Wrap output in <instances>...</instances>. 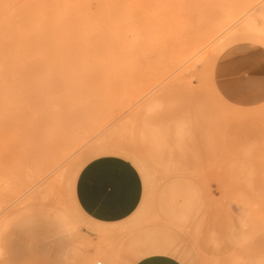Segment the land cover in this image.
<instances>
[{"label": "rangeland", "instance_id": "374dc122", "mask_svg": "<svg viewBox=\"0 0 264 264\" xmlns=\"http://www.w3.org/2000/svg\"><path fill=\"white\" fill-rule=\"evenodd\" d=\"M127 1L120 21L110 8L106 18L109 40L124 56L121 69L127 81L164 66L172 54L221 27L184 64L202 58L191 78L197 89L178 83L185 77L184 65L147 94H141L137 83L126 86L123 92L132 96L125 98L122 111L100 127L85 122L83 144L50 170L37 168V143L23 150L26 155L18 166L12 160L0 164V192L13 187L16 179L28 178L21 197L13 203L0 201V264H137L153 256L178 264H252L249 250L235 239L241 233L251 239L263 234L264 47L243 40L218 57L234 52L231 70L236 79L249 80L243 90L239 80L230 81L232 73L216 72L218 59L212 52L235 29L243 35L264 30V0H131L132 16L125 13ZM235 14V21H229ZM249 18L252 28H238ZM239 59L244 61L240 66ZM227 81L235 86L230 91L234 97L224 96L223 89H230ZM153 92L161 99L151 100ZM240 98L262 99L239 105ZM88 106L109 112L113 105L96 101L76 109ZM231 112L237 115L228 116ZM31 132L23 135L30 139ZM12 141L0 136V146ZM126 165L141 179L138 205L115 220L94 218L86 209L88 185L92 190L109 185ZM158 243L177 246L184 262L158 253L136 255L137 245ZM107 248L114 250L115 259H101L99 253ZM232 252L243 259L231 262Z\"/></svg>", "mask_w": 264, "mask_h": 264}, {"label": "bare ground", "instance_id": "6f19581e", "mask_svg": "<svg viewBox=\"0 0 264 264\" xmlns=\"http://www.w3.org/2000/svg\"><path fill=\"white\" fill-rule=\"evenodd\" d=\"M124 1L0 0V136L13 140L8 145L0 146V164L12 160L18 166L26 155L23 150L31 149L37 143V168L44 173L50 170L74 152L76 145L83 144L89 120L92 126L100 127L102 122L111 120L117 112L122 111L127 96H132L123 92L126 86L137 83L141 94H147L172 70L190 60L202 44L221 30L219 27L211 35L187 44L183 52L172 54L173 59L160 68L148 71L141 79L127 81L121 69L124 56L109 40L106 23L109 8L112 14L119 16L120 21ZM93 7L97 9L96 13H93ZM134 8L135 4L128 0L125 4L126 15L132 16ZM238 16L230 15L229 21L234 22ZM250 21V18L245 20L238 28H252L249 26L252 23ZM253 31L246 30L245 35L239 34L238 29L230 32L213 46L214 58L217 60L225 49L243 40L250 45L264 47V30ZM201 60V57H197L181 69L185 77L179 79L178 83L187 90L195 92L197 89L191 84V78L196 76L197 64ZM138 97H132L131 101ZM217 97L219 102L229 103L225 98ZM150 99L156 101L161 96L153 92ZM96 101H108L113 106L109 112L92 111L89 106L76 109L78 104L92 105ZM229 115L232 117L237 113L231 112ZM129 117L120 120L117 126L122 127ZM5 121H8V125H5ZM42 121L44 123L40 125ZM78 121L88 122L77 126ZM29 131L32 132L30 139H27L23 134ZM135 173L134 170L130 172L137 189L139 179ZM26 179H16L13 187L2 189L0 201L13 203L21 197L27 188ZM47 186L53 188L54 185L49 182ZM261 222L263 234L259 237L251 239L241 233L235 239L241 249L249 250L252 264H257V250L264 241V216ZM135 251L136 255L158 253L184 262L181 250L171 244L158 243L143 247L139 244ZM101 252V259H115L114 250L107 248ZM228 258L233 263L243 259L235 252ZM96 264L103 263L97 260Z\"/></svg>", "mask_w": 264, "mask_h": 264}, {"label": "crops", "instance_id": "0c3cea01", "mask_svg": "<svg viewBox=\"0 0 264 264\" xmlns=\"http://www.w3.org/2000/svg\"><path fill=\"white\" fill-rule=\"evenodd\" d=\"M233 53H227L223 55L217 61L216 72H228L232 73L231 82L236 83L237 80L240 81L239 89H245V85H249V80H240L239 78L236 79V74L231 70L232 66L235 65V57L231 56ZM244 63L243 60L239 59V66ZM235 68V67H234ZM233 68V69H234ZM232 71V72H231ZM218 73V72H217ZM218 78V75H217ZM230 77H227L229 79ZM227 81V82H230ZM228 83V87L230 89L224 90V96L234 97V95H230V91H235V86L232 83ZM221 83L218 82L217 86L220 88ZM224 84V83H223ZM260 97H262L260 95ZM263 98V97H262ZM262 98L257 100H244L240 98L237 102L239 105H245L251 102H259ZM130 165H126L124 168H121L119 174H117L113 180L110 181L109 185L105 186H97L94 190L91 189V184L88 185L87 195H85L86 201V209L94 218L101 220V221H111L129 214L139 203L140 196H141V179L137 172L131 167ZM131 170H134L136 175L139 179V187L136 189L135 185L132 181V176L130 174ZM84 185V184H83ZM84 189V188H83ZM84 194V191H83ZM98 217H96V214ZM257 264H264V241L260 244L257 255H256ZM137 264H178L174 260L166 256H153L149 258H145L138 262Z\"/></svg>", "mask_w": 264, "mask_h": 264}, {"label": "clouds", "instance_id": "9594fccd", "mask_svg": "<svg viewBox=\"0 0 264 264\" xmlns=\"http://www.w3.org/2000/svg\"><path fill=\"white\" fill-rule=\"evenodd\" d=\"M2 259H3V257H2V256H0V261H2Z\"/></svg>", "mask_w": 264, "mask_h": 264}]
</instances>
